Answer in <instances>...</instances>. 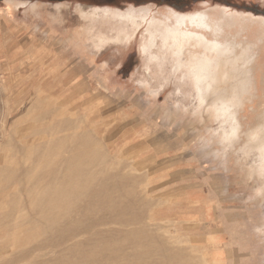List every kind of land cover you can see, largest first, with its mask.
Returning a JSON list of instances; mask_svg holds the SVG:
<instances>
[{
  "label": "rangeland",
  "instance_id": "1",
  "mask_svg": "<svg viewBox=\"0 0 264 264\" xmlns=\"http://www.w3.org/2000/svg\"><path fill=\"white\" fill-rule=\"evenodd\" d=\"M91 1L80 0V3L111 6L123 11L132 7L144 8L150 9L151 13L210 10L213 15H220L223 8H229L236 16L233 25L237 31H221L220 36L232 40L231 47L238 49L228 52L234 54L231 56L234 61L227 63L228 71L235 72L236 79L227 74L229 76L224 77L229 79L222 77L220 82L214 81L206 92L207 103L203 105L213 106L217 111L222 100L226 108L240 102L242 107L237 116L242 125H254L264 117V0H117L113 4ZM15 2L0 0V264H49L50 261L51 264L61 261L65 264L76 259L80 249L75 243L91 233L61 245L49 244L42 249L35 246L74 227L77 222L69 226V221L81 217V213L83 218L110 215L109 224L92 232L99 229L117 232L111 237L97 238L100 244L125 242L129 251L133 246L143 251L154 246L157 254L143 263L170 257L165 260L166 264H264V243L251 232L252 224L264 219V214L255 206H244L233 197L237 180L234 174L214 168L192 152V133L203 125L190 118L178 122L171 101L164 106L168 94L174 93L177 87L191 94L192 100L185 103L199 102V90L196 78L187 68L175 66L174 54L159 48L161 40L158 39L153 47V53L157 55L152 58L153 53L142 51L145 26L138 36L115 41L118 25L107 20L105 14L94 17L82 12L85 20L91 23L72 27L79 21L69 9L63 12L67 19L63 26V21L56 23L49 18L48 11L52 9H43L40 19L34 20L21 16L15 9ZM69 2L75 3V0ZM76 10L80 11L79 8ZM34 23L39 24V31L32 30ZM246 49L254 53V60L247 64L239 58ZM58 70L71 71V74L65 77L51 75ZM141 71L149 74L153 89L159 93L155 105H150L144 93L135 87L137 82L147 84ZM138 75L141 78L136 81ZM239 77H245V80L240 81ZM215 87L220 88L219 92H213ZM166 114L171 119L162 120ZM205 120L207 122V118ZM87 150L92 153L87 154ZM93 150L97 152L93 153ZM73 156L75 163L70 174L74 178L69 174L64 186L62 181L54 182L49 172L54 173ZM88 157L94 166L89 164ZM38 158L41 159L37 161ZM85 169L89 174L82 173ZM102 170L114 179L122 177V183L121 179L114 181ZM123 173L127 174L125 178ZM116 174H120L119 177ZM106 176L109 177L105 179ZM25 179H30L31 184L40 182L28 197L21 191V186L29 185ZM104 180H108V185ZM47 183L53 184L55 190L60 186L66 190L63 199L55 203L50 200L54 204L51 207L55 209L53 213H50L51 209L41 212L38 206L47 195L49 199H55L52 190L47 192L43 188ZM226 185L229 186L227 195L223 192ZM72 190H76V194ZM91 191L96 193L92 195ZM29 197L36 204H28ZM64 218L66 224L62 222ZM59 220L65 230L58 226ZM128 239L134 244L131 245ZM163 250H169V253L175 250V255H165L167 252ZM181 256L185 257L181 260Z\"/></svg>",
  "mask_w": 264,
  "mask_h": 264
},
{
  "label": "bare ground",
  "instance_id": "2",
  "mask_svg": "<svg viewBox=\"0 0 264 264\" xmlns=\"http://www.w3.org/2000/svg\"><path fill=\"white\" fill-rule=\"evenodd\" d=\"M222 13L219 14H215L213 15L210 10H203V11H196V12H179V11H176V10H172L171 12H165V11H160L158 13H151V10L150 9H136L134 7L132 8H129L125 11L123 10H114L113 7L111 6H104V7H99V8H93V9H90L89 11L87 12H84L85 13V16H91L94 15V17H103L106 15L107 17V20L109 21H114L115 23H117L118 25V28H117V35L114 37V40L115 41H126V40H129L130 38H133L135 37L136 35L138 36V33L141 32L142 28H144V26L146 27L145 28V34H143V36L145 37V42L142 44V51L143 52H147V53H150L152 55L153 53V47L156 46V42L158 39L161 40V43H160V47L159 48H164L165 51H171L172 54H174V56L176 57L175 58V62H176V67L178 69H183V68H187V71L196 78V83L198 85V90H199V102L201 103V105H203V103H205V100H206V92H208V90L210 89V87L212 86L213 82L214 81H217L219 80L220 82V79L222 80V77H224L225 75L229 74L231 75L232 74V77L233 79H236V74H234V70L233 68H231V70H233L234 73H231L228 71V67L229 65H227L228 61H234L233 59H231V56L234 55H229L228 52L230 53H233L234 50L236 52V50L238 51V49H233L234 47H231L233 45V41L232 40H227V39H222L221 35L220 34L223 32L222 29H220L219 27H217L216 25L210 23V21L214 20L215 18L217 17H221V18H225V19H228L232 22V24L234 23V20H236V16L233 15V13H230L229 12V8H223L222 9ZM102 12H104L102 14ZM221 12V11H220ZM102 14V15H101ZM105 14V15H104ZM230 16L232 19H230ZM229 17V18H228ZM103 19V18H102ZM144 23H146L144 25ZM222 31V32H221ZM223 34V33H222ZM140 35V34H139ZM231 38V37H230ZM229 38V39H230ZM235 42V38H232ZM54 40V39H53ZM105 40H108V39H105ZM232 41V42H231ZM231 42V43H230ZM51 43V42H50ZM232 44V45H231ZM236 44V43H235ZM159 45V44H158ZM238 48V46H236ZM245 48H247L246 46H244ZM243 47V48H244ZM251 46H249L248 48H250ZM240 48V46H239ZM247 50V49H246ZM240 51V50H239ZM252 51V50H251ZM238 53V52H237ZM254 54V53H252ZM157 55V54H156ZM154 53L152 55V58H154L156 56ZM255 56V55H254ZM240 57V56H239ZM158 58V57H156ZM242 60V59H241ZM254 60V59H253ZM252 60V61H253ZM243 61V60H242ZM241 61V62H242ZM244 62V61H243ZM238 63V62H237ZM39 65V64H38ZM239 65V64H238ZM237 65V66H238ZM228 66V67H227ZM240 66V65H239ZM238 66V67H239ZM40 67V66H39ZM247 67V66H246ZM29 68V67H28ZM240 70H241V67H239ZM238 69V68H237ZM71 70V69H70ZM175 70V68H174ZM245 71H247V68L245 69ZM177 71V69H176ZM179 71V70H178ZM238 71V70H237ZM243 71V72H245ZM35 72V71H33ZM240 72V71H239ZM48 74V73H47ZM55 74L59 75L60 77H65L69 74H71V71H61V70H58V71H55V72H51V75H54ZM239 75V73H237ZM241 74V73H240ZM49 75V74H48ZM227 75V76H229ZM237 75V76H238ZM244 74L242 73V76ZM224 77L225 79H229L228 77ZM240 76V75H239ZM245 76V75H244ZM76 77V75H75ZM241 77V76H240ZM239 77V78H240ZM224 78H223V81H224ZM238 78V79H239ZM74 79V78H73ZM237 79V80H238ZM243 79L245 80V77H243ZM243 79L240 78V81ZM252 79V78H251ZM239 81V82H240ZM226 82V80L224 81ZM218 83V82H217ZM245 83V82H244ZM241 84V83H240ZM243 84V83H242ZM195 85V84H194ZM219 89L220 88H216L215 87V91H218L219 92ZM210 94V93H209ZM212 94V92H211ZM210 94V95H211ZM222 94V93H221ZM220 94V96H221ZM224 94V93H223ZM228 94H231V93H228ZM226 94V96L228 95ZM218 96V95H217ZM225 96V95H223ZM231 96V95H230ZM229 96V97H230ZM227 97V98H229ZM221 98V97H219ZM207 103V102H206ZM226 108V105H225V101L222 100L221 102V106L219 108H217L218 110L217 111H221L223 109ZM90 137V136H89ZM76 139H77V136H76ZM91 141V140H90ZM61 146V145H60ZM111 148V147H110ZM98 149V148H97ZM61 150V149H60ZM91 153H92V150H90ZM87 150V154L90 152ZM94 151V150H93ZM97 152L94 151L93 153ZM50 155H51V151H49ZM48 153V154H49ZM83 153V152H82ZM81 153V154H82ZM66 154V153H65ZM86 154V153H85ZM99 154V157H101L100 153ZM97 154V156H98ZM53 155V154H52ZM84 155V154H83ZM107 155V154H106ZM75 157H77V155H74ZM71 157L69 158L68 160H65L63 162V164L58 168L56 169L57 171H53L54 173L52 172H49L51 174H49L52 178V180L54 182H65V178L70 174L71 172V168L73 166V164L75 163V158ZM90 156V155H89ZM92 156V154H91ZM90 156V157H91ZM59 157V156H58ZM88 157V159L90 158ZM98 157V158H99ZM112 159V157H110ZM41 158H38V160H40ZM43 159V158H42ZM45 159V158H44ZM49 160V159H48ZM87 160V159H85ZM91 160V158H90ZM96 160V159H95ZM94 160V161H95ZM103 160V159H102ZM88 161V160H87ZM86 161V162H87ZM93 160L90 161V165L92 163ZM97 161V160H96ZM83 161L81 160V163ZM84 162V163H86ZM34 163V162H33ZM97 163V162H96ZM77 165H80L79 163H76ZM83 165V163H82ZM81 165V166H82ZM85 165V164H84ZM88 165V164H87ZM86 165V166H87ZM90 165H89V170H90ZM105 165V164H104ZM64 166V168H63ZM79 166V167H81ZM92 166H94V163H92ZM77 167V166H76ZM74 167L75 170H77V168L79 167ZM83 167V166H82ZM81 167V168H82ZM83 168H86L85 166ZM83 168L81 170H83ZM27 170V168H26ZM31 170V167L28 171ZM92 170V169H91ZM94 170V169H93ZM74 171V170H73ZM78 171V170H77ZM86 171H88V169L82 171V173H84ZM95 171V170H94ZM104 171V170H102ZM106 171V170H105ZM104 171V172H105ZM107 171H111L109 169H107ZM106 171V172H107ZM105 172V175L108 173ZM112 172V171H111ZM114 172V171H113ZM47 173V172H46ZM80 173V171H79ZM81 173V174H82ZM94 173V172H92ZM91 173V174H92ZM98 173V172H97ZM119 173V172H118ZM72 174V173H71ZM70 174V175H71ZM89 174V172L87 173ZM87 174L85 176H87ZM99 174V173H98ZM101 174H104V173H101ZM110 174V173H108ZM113 176L114 173H112ZM124 176L123 178L126 177V173H123ZM126 174V175H125ZM79 175V174H78ZM111 175V174H110ZM120 175V174H119ZM119 175L116 176L119 177ZM76 177H78L77 175H75ZM93 176V175H92ZM92 176H89L88 177H92ZM100 176V175H99ZM98 176V178H99ZM104 176V175H103ZM129 176V175H128ZM72 177V175H71ZM109 177V176H106L105 179ZM121 177V176H120ZM74 178V175L73 177ZM80 178V177H79ZM90 178H88L90 180ZM94 178V177H93ZM104 178V177H103ZM112 178V175L111 177ZM109 178V179H110ZM122 178V177H121ZM120 178V179H121ZM68 179V178H67ZM76 179V178H75ZM78 179V178H77ZM96 179V178H95ZM101 179V178H100ZM99 179V180H100ZM114 181L115 179L112 178ZM119 178L116 179V180H120ZM27 180L29 183V185H23L21 186V191H25L26 194H27V197L28 196H31V193L37 188L38 184L40 185V182H32V184L30 183V179H25ZM79 180H84L83 178L79 179ZM88 180V181H89ZM111 180V179H110ZM92 180H90L91 182ZM95 181V180H94ZM107 181V184L108 185V180H104V182ZM84 182V181H83ZM113 181H111V184H112ZM52 183V182H51ZM97 183H100V182H96ZM117 183V182H116ZM121 183H122V179H121ZM86 184V183H85ZM85 184L83 187H85ZM101 184H105V183H101ZM87 185V184H86ZM94 185V184H93ZM54 185L53 184H45L43 186V188L45 189V191L49 192L50 190H52L51 192H54L53 194H55V199H49L48 198V195L47 197H44L42 198L41 201L38 202V206L41 208V212L42 210H50L52 205L54 207V204L50 203L52 200H54V203L55 202H58L59 200H61L62 197L65 196V192L66 190L61 188L62 186H60L59 188H57V190H55V188L53 187ZM59 186V185H58ZM63 186H64V183H63ZM109 186H111L109 184ZM117 186H120V185H117ZM87 187L89 188L90 185ZM87 187H85L87 189ZM100 187V186H99ZM105 187V186H104ZM107 187V186H106ZM105 187V188H106ZM84 188V190H85ZM91 188V187H90ZM89 188V189H90ZM93 188H97L96 186H94ZM125 188V187H124ZM130 188V187H128ZM82 191H83V188H80ZM108 190V188H106ZM110 189V188H109ZM112 189V188H111ZM122 189V188H121ZM126 189V188H125ZM79 190V191H81ZM88 190V189H87ZM124 190V189H123ZM122 190V191H123ZM131 190V189H130ZM75 194H76V190H72ZM104 191V190H103ZM110 191V190H108ZM112 191V190H111ZM116 191V190H115ZM125 191V190H124ZM133 191V190H131ZM78 192V191H77ZM107 192V191H106ZM105 192V194H107ZM129 192V190H128ZM85 193V192H84ZM87 193H89L87 191ZM92 195H94L96 192H92ZM127 193V192H126ZM132 193V192H131ZM134 193V192H133ZM86 194V193H85ZM84 194V195H85ZM99 194V193H98ZM103 194V193H102ZM112 194V193H111ZM117 194V192H116ZM123 194V193H122ZM128 194V193H127ZM130 194V193H129ZM36 195V194H35ZM91 195V194H90ZM101 195V194H100ZM131 195V194H130ZM52 196L53 198V195H50V197ZM86 196V195H85ZM106 196V195H105ZM109 195L107 194V197ZM126 196V195H125ZM81 197V196H80ZM84 197V196H82ZM81 197V198H82ZM113 197V196H111ZM129 197V196H127ZM132 197V196H131ZM79 198V197H78ZM85 198V197H84ZM87 198V197H86ZM110 198V197H108ZM122 198V197H121ZM119 197V199H121ZM126 198V197H125ZM63 199V198H62ZM68 199V198H67ZM90 201H91V198H89ZM123 199H124V196H123ZM129 199V198H128ZM51 200V201H50ZM114 200V199H113ZM112 200V202H113ZM133 200V199H131ZM67 201V200H66ZM80 201V200H79ZM85 201V200H84ZM140 201V200H138ZM137 201V202H138ZM135 202V201H134ZM83 203V202H81ZM120 203V202H119ZM139 203V202H138ZM28 204L32 205L33 204V201L30 199H28ZM36 204V203H34ZM33 204V205H34ZM59 204V203H58ZM86 204V203H85ZM89 204V203H88ZM96 204V203H95ZM127 204V203H126ZM65 205V204H64ZM82 205V204H81ZM100 205V204H99ZM119 205V204H118ZM138 205V204H137ZM56 206V205H55ZM61 206H63L61 204ZM36 207V206H35ZM121 207V206H120ZM37 208V207H36ZM64 208V206H63ZM99 208V207H98ZM133 208V207H132ZM54 209V208H53ZM53 209H51V212L50 213H53L55 212V209L54 211H52ZM106 209V208H105ZM126 209V207H125ZM128 209V207H127ZM126 209V210H127ZM131 209V208H130ZM39 211V210H37ZM82 210H80L81 212ZM86 211V210H85ZM88 211V210H87ZM104 211V210H103ZM106 211V210H105ZM133 211V210H132ZM44 212V211H43ZM60 212V211H59ZM64 212V211H63ZM113 212V211H112ZM39 213V212H38ZM61 213V212H60ZM67 213V212H65ZM70 213V212H69ZM104 213V212H103ZM110 213V212H109ZM115 213V212H114ZM41 214V213H39ZM64 214V213H63ZM106 214V213H105ZM119 214V213H118ZM53 215V214H52ZM60 215V214H59ZM40 216V215H39ZM65 216V214H64ZM77 216V215H76ZM89 216V215H88ZM48 217V215L46 216ZM70 219H71V216H69ZM112 217V216H111ZM121 217V216H120ZM54 218H57V217H54ZM63 218V215L62 217ZM67 218V217H66ZM66 218H64V220H62V222H65L64 224H66ZM59 219V218H57ZM68 219V218H67ZM74 220H71V222L69 221L70 225H72V223L74 222H77L76 225L70 229L67 228V230H65L64 226H63V223L61 222V220H59L58 222V226L61 227L63 226V229L65 230V232H63L62 234L58 235L57 238H52L50 237L49 239L47 238L46 240L44 239V241L39 244V246H35L37 249H42V248H45L46 246H48L49 244H57V245H61L63 244L64 242L66 241H70L82 234H86L87 233H91V235H89L87 238L83 239V240H80L78 242L75 243V247L76 248H79V254L78 256H76L77 258L70 261V262H67L65 264H147V263H143V261L146 259V258H150V257H153L154 255L157 254V249H153V247H151L150 250H146V251H143V250H140L138 247L137 249L133 246V248L131 247V250L129 251L127 249V244L125 242H113V243H109V242H103V243H98L97 241V238H99L100 236L104 235V236H114V233L117 232L115 230H112V229H109V230H97L95 232H92L94 229L98 228L99 226H103V225H107L109 224V222L111 221V218H110V215L107 214V215H102V214H97L96 217H89V218H83L82 217V213H81V217H77V218H73ZM115 219V218H114ZM121 219V218H120ZM123 219V218H122ZM45 221V218L43 219ZM41 220V221H43ZM52 220V218H51ZM56 220V219H54ZM40 221V220H39ZM34 222V221H33ZM32 222V223H33ZM46 222V221H45ZM68 222V220H67ZM116 222V221H115ZM43 223V222H42ZM62 223V224H60ZM114 223V222H113ZM125 225V224H124ZM123 225V226H124ZM52 227V226H51ZM165 227V226H164ZM54 228V227H52ZM123 228V227H122ZM48 229H51L48 227ZM118 229V228H117ZM124 229V228H123ZM145 229V228H144ZM58 230V229H57ZM120 230V229H119ZM151 230V229H150ZM52 231V230H51ZM122 231V230H121ZM141 231V230H140ZM55 232V230H54ZM51 234V233H50ZM147 234H148V231H147ZM157 234V233H156ZM55 235V234H54ZM134 235V233H133ZM137 235V234H136ZM49 236V235H48ZM84 236V235H83ZM138 236V235H137ZM140 236V235H139ZM47 237V236H46ZM45 237V238H46ZM86 237V236H85ZM145 238V237H144ZM82 239V238H81ZM150 239V238H148ZM157 239V238H156ZM129 240V239H128ZM150 240H153V239H150ZM149 240V242H150ZM145 241V239H144ZM155 241V239H154ZM160 241V240H159ZM164 242V240H163ZM129 243L131 245H133L134 243H132L130 240H129ZM147 243V241H146ZM66 244V243H65ZM153 244V242H152ZM155 244V243H154ZM164 244V243H163ZM73 245V244H72ZM151 245V244H150ZM156 245V244H155ZM157 245H160L157 244ZM167 245V244H166ZM53 246V245H52ZM165 246V245H164ZM162 245V247H164ZM34 247V248H35ZM51 247V246H50ZM67 247V246H66ZM141 247V246H140ZM157 247V246H156ZM159 247V246H158ZM160 246V248H162ZM167 247V246H166ZM69 249V248H68ZM129 249H130V246H129ZM165 249V248H164ZM168 249V247H167ZM182 249V248H180ZM63 250V249H62ZM67 250V249H65ZM176 252H178L179 254L181 252H183L182 250L179 251L177 249H175ZM175 250L172 252L171 250V253H169V250H165L167 253H165V255H171L172 253L174 254ZM72 251V250H71ZM159 251V250H158ZM161 251V249H160ZM162 251V252H163ZM69 252V251H68ZM178 253L176 255H178ZM66 254V253H65ZM160 254V253H159ZM184 254V252H183ZM175 255V254H174ZM182 255V254H181ZM164 256V254H163ZM162 257V256H161ZM177 257V256H175ZM180 257V256H179ZM182 257H185V256H181V260L183 259ZM66 258V257H65ZM165 260H169L167 258H170V257H164ZM56 260V258H54ZM64 260V258H63ZM165 260H153L152 262H149L148 264H166L167 262ZM176 261V259H174ZM178 261V260H177ZM184 261V260H183ZM62 262V261H61ZM61 262H59V264H61ZM66 262V261H65ZM48 263V262H47ZM54 263V261H53ZM174 263V262H173ZM180 264L182 262H179ZM177 263V264H179ZM42 264V263H40ZM46 264V263H44ZM51 264V261L50 263ZM171 264V263H170ZM183 264H185V262H183Z\"/></svg>",
  "mask_w": 264,
  "mask_h": 264
},
{
  "label": "clouds",
  "instance_id": "3",
  "mask_svg": "<svg viewBox=\"0 0 264 264\" xmlns=\"http://www.w3.org/2000/svg\"><path fill=\"white\" fill-rule=\"evenodd\" d=\"M99 7L104 6H86L80 3V0H75V3H71L69 0H59L57 3H49L47 0L44 3H41L40 0H16L15 2V9L21 16L34 20L40 19L43 9H52V11H48L49 18L56 23L63 21V26L67 24L63 12L71 9L72 14L79 21L72 27L90 24L91 21H86L82 12ZM77 8L80 11H77ZM210 23L224 32L235 33L237 31L236 26L225 18L217 17ZM32 30L39 31V24L34 23ZM239 58L246 64L249 63L252 60L251 50H243ZM141 74L147 84L137 82L135 87L144 93L146 101L150 105H155L159 99V93L153 89L149 74L143 71ZM140 78L141 76L138 75L136 81H139ZM191 100L190 93L186 94L181 87H177L174 93L168 94L164 106L167 107L171 101V107L174 109L173 115H177L178 122L190 118L194 123L203 125L202 128L194 129L192 133L190 140L192 152L199 154L201 159L214 168L234 174L237 180L236 191L232 193L233 197L239 200L242 205L255 206L264 214V117L254 125H242L237 116L239 108L242 107L240 102L221 111H216L213 106H204L198 101L185 103V101ZM205 118H207V122ZM161 119L166 120L171 117L166 114ZM217 162H220L218 166H216ZM223 192L225 195L229 194L228 185L223 188ZM251 232L260 243H264V219L252 224Z\"/></svg>",
  "mask_w": 264,
  "mask_h": 264
},
{
  "label": "trees",
  "instance_id": "4",
  "mask_svg": "<svg viewBox=\"0 0 264 264\" xmlns=\"http://www.w3.org/2000/svg\"><path fill=\"white\" fill-rule=\"evenodd\" d=\"M117 0H92L91 2H99L100 4H113ZM127 1H137V2H142V1H156V2H172V1H178V0H127Z\"/></svg>",
  "mask_w": 264,
  "mask_h": 264
},
{
  "label": "flooded vegetation",
  "instance_id": "5",
  "mask_svg": "<svg viewBox=\"0 0 264 264\" xmlns=\"http://www.w3.org/2000/svg\"><path fill=\"white\" fill-rule=\"evenodd\" d=\"M51 1H53V2H59V0H51Z\"/></svg>",
  "mask_w": 264,
  "mask_h": 264
}]
</instances>
